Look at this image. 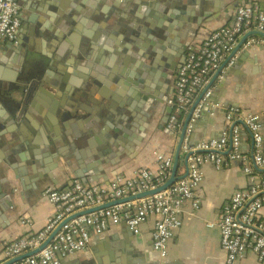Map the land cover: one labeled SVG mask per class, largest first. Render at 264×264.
<instances>
[{
  "label": "crops",
  "instance_id": "obj_1",
  "mask_svg": "<svg viewBox=\"0 0 264 264\" xmlns=\"http://www.w3.org/2000/svg\"><path fill=\"white\" fill-rule=\"evenodd\" d=\"M187 1L193 8L195 4L200 7V2L205 4L199 11L202 20L199 34L192 28L194 33L189 31L195 44L192 48H199L212 32L233 22L236 7L244 0ZM246 1L264 9V0ZM138 2L140 0H19V33L23 31L25 39L18 36L21 42L16 43L17 40L9 45L10 40L0 38V56L6 61L0 63L1 80L8 83L19 75L15 62L20 58L22 46V50H28L38 59L33 66V79L40 70L46 71L47 85L56 97L38 90L36 100H32L21 122L11 116L14 111L8 106L0 105L2 264L10 260L3 257L5 240L37 234L55 216L57 209L48 196L51 189L71 187L76 181L85 186L109 187L118 177L130 178L141 169L157 174L162 162L171 159L166 183L173 174L176 158L178 178L186 177L188 152L183 147L178 152V148L185 120L198 102H201L197 107L201 114L192 132L186 134L184 144L194 146L224 134L231 136L236 125L240 127L241 141L238 149L229 143L223 151V166L217 167L214 162L205 164V177L195 192L200 206L197 210L191 204L185 206L182 226L170 239L168 256L163 258L154 248L157 217H153L142 223L139 233L128 230L123 222L113 221L103 232L92 230L88 245L62 257V264H92L97 257L108 253L112 243L128 244L140 257L149 255L162 264L226 263L227 254L221 246L219 230L210 223L216 221L237 190L251 186L244 170L246 164L251 165L258 177L264 175V164H258L255 158L254 133L245 121L249 114L259 115L264 138V46L245 45L251 36L264 37V32L250 31L236 39L233 48L220 60V66L182 114V126L179 129L168 126L169 130L166 121L173 108L167 98L176 93L177 74L184 54L169 60L174 78H164V84L159 86L151 81L155 79L158 59L150 60V50L141 47L139 41L157 39L150 31L157 29V24L170 28L174 17L167 11L175 16L180 10L177 0H161L154 5V0ZM209 5H214V9H204ZM140 9L151 15L145 25L132 17V12ZM114 12L119 18L109 25L108 18ZM148 37L150 39H146ZM163 37L167 38L164 34ZM221 66L223 71H218ZM118 73L124 75L120 77ZM208 87V95L201 100ZM149 89L152 96L147 101L144 94ZM39 93L43 95L41 98L37 96ZM160 94L167 97L166 100L161 99ZM154 98L162 103L152 105L157 102ZM54 106L61 112L59 121L50 109ZM231 107L241 113L234 120L227 118ZM148 112L156 114L154 124L143 121L142 113ZM48 114L56 122L51 121ZM41 118L46 127L41 126ZM261 149L264 156V140ZM234 152L238 156L232 159ZM119 199L106 198L96 206L108 204L110 207ZM137 200L128 201L127 209L133 211ZM261 217L264 218V206ZM23 218L30 221L23 223ZM103 259L108 261L105 256ZM236 264L264 263L255 251L248 249Z\"/></svg>",
  "mask_w": 264,
  "mask_h": 264
},
{
  "label": "built area",
  "instance_id": "obj_2",
  "mask_svg": "<svg viewBox=\"0 0 264 264\" xmlns=\"http://www.w3.org/2000/svg\"><path fill=\"white\" fill-rule=\"evenodd\" d=\"M20 26L19 0H0V38L17 41ZM255 30L264 32V9L255 2L244 0L238 3L231 24L215 30L206 37L202 46L187 53L178 70L176 93L168 98V104L173 108L168 122L170 128L179 129L182 126L181 114L193 103L196 92L206 85L210 75L220 66V60L233 48L236 39ZM255 44L264 46V37L251 36L245 43L246 47ZM200 114L201 109L197 108L189 125L190 133ZM240 114L239 109L231 107L227 118L234 120ZM245 121L254 133L256 161L263 165L261 147L264 138L259 115L249 114ZM240 141V127L236 125L231 136L224 134L220 138L202 140L194 146L186 142L183 145L188 152L189 162L186 177L180 178L166 190L138 199L133 211L127 209L128 203H118L75 217L62 226L45 248L12 264H62V257L72 255L88 245L92 230L103 232L110 221H113L117 224L126 222L135 233H139L142 223L153 217H157L153 233L154 248L161 256L167 255L170 239L175 230L182 226L185 206L191 204L196 210L200 206L195 192L205 177V164L214 162L217 167L223 166V151L229 143L238 149ZM231 156L235 159L237 152ZM159 158L163 159V156L159 155ZM170 166L171 159H165L157 174H153L150 169H141L130 178L118 177L109 187L85 186L76 181L71 187L51 189L48 196L57 209L55 216L37 234L17 240H5L2 244L3 257L11 260L39 248L68 216L104 203L106 198L119 199L162 185L168 177L167 169ZM244 170L252 182L251 186L237 190L216 221L210 223L219 230L221 246L227 254L225 264H236L248 249L255 251L259 260L264 263V218L261 217L264 206V175L258 177L249 164L244 166ZM29 221V218L22 219L23 223ZM2 261L0 257V264Z\"/></svg>",
  "mask_w": 264,
  "mask_h": 264
},
{
  "label": "water",
  "instance_id": "obj_3",
  "mask_svg": "<svg viewBox=\"0 0 264 264\" xmlns=\"http://www.w3.org/2000/svg\"><path fill=\"white\" fill-rule=\"evenodd\" d=\"M136 1V0H134ZM144 0H140L141 3ZM161 0H154V3H152V5L157 4V2H159ZM150 2V1H148ZM153 2V1H152ZM177 6H179V10L180 12H177L175 14V16L167 11V14H169L170 16H173V24L171 26H169L170 28L166 27V26H159L157 24V29H159L160 31H158L157 29H152L150 31L151 34H155V36L157 37V39L151 38L150 41H139V45L141 47H145L146 50H150V60H155L158 59L157 63L159 64V66L156 69L155 72V79H150L151 81H154V83H157L159 86L163 85L164 83V78H166L167 80H173L174 76L172 74V67L169 66V60L173 57H181L184 54V60L186 58L187 53L193 49L192 47L195 46V44H193V41L190 39L191 37V33H194V30H196V33H198V31L201 29L200 27L202 26V20L199 14L200 9L205 6V4L203 2H200V7H197L195 4L194 8L190 7V2H188L187 0H177ZM186 5V7H185ZM115 6L118 7L119 4L118 2H115ZM171 6V5H170ZM204 9H206L207 11H210L212 9H214V5H209L206 6ZM147 10H142L140 9L139 11H134L132 12V17L136 20V21H141L144 25L146 24L145 22H148L147 17L151 16L150 13L146 12ZM153 13V12H152ZM122 15V14H121ZM155 15V14H154ZM159 16H162L161 13L158 14ZM124 16V14H123ZM118 17V15L114 12V14H110L109 18H108V24L110 25L114 20H116ZM157 21H159V19H157ZM192 28V29H191ZM190 31V32H189ZM22 32L19 33V38L25 39V37L22 35ZM163 34L167 36V38L163 37ZM146 39H150L149 37ZM16 41H9V45H11L12 43L14 44ZM21 42L20 40H18L16 43ZM97 46H99V43L96 41ZM7 46V48H9L10 46ZM137 46L138 48H141L140 46ZM191 48V49H190ZM98 50H100L99 48H97ZM145 50V51H146ZM20 53V58L19 60H17L15 62L16 65V70L19 72V75L16 78H12L8 80V83H5L3 80H1L0 77V105H6L8 106L12 111L13 114H11V116L18 122H21V120L24 118V116H26V111L28 109H30L29 106L32 105V100L36 98L34 97L36 92L39 90L41 93H46L48 95H50V97H56V95H52L53 91L48 87L47 83H48V78H47V72L40 70V74L37 76V78L33 79V66L38 62L37 58L34 56V54H32L31 52H29L28 50L24 49L22 50V46L20 47L19 50ZM142 58H146L143 55H141ZM154 58V59H153ZM13 61V59H12ZM6 62L5 59H3L0 56V63H4ZM184 63V61H183ZM182 63V64H183ZM163 66V67H160ZM182 66V65H181ZM221 66L218 71L222 70ZM223 71V70H222ZM116 73V72H115ZM124 74L122 73H118L117 76H123ZM154 85H151V88H153ZM155 88V87H154ZM210 87L206 88L203 92L202 98L201 100L206 96L207 92L209 91ZM39 93L37 94L38 97H42L43 95ZM152 90L149 89L148 91H146V94H144V98L149 101V98L152 96ZM161 97V99H165L167 97H165L164 95L160 94L159 95ZM155 99V98H154ZM157 102H153L152 105H156L162 103L161 100L155 99ZM150 103V102H149ZM201 102H198L191 110V112L189 113V115L187 116L183 129H182V133H181V138H180V143H179V148H178V152L182 149L183 144L185 142V137L186 134L189 131V125L191 122V119L198 107V105ZM150 106V104L147 105V109ZM51 111L53 112V114L56 116L57 121H59V116L61 115V112L59 111L58 108H56V106L50 108ZM172 113V112H171ZM68 113L65 112L64 116H67ZM48 116L50 117V120L53 122H56L55 118L51 115L48 114ZM85 118L89 117L86 115H83ZM143 117V121L147 122L148 124H154L153 121L156 119V114H153L152 112H148V113H142ZM41 122V126H45V124L42 121V118L40 120ZM168 122L169 119L166 121V127L167 129L170 130V128L168 127ZM22 129H24L23 126H21ZM46 127V126H45ZM160 128H162V125L160 126ZM159 128V129H160ZM177 169H178V158H176L175 160V165H174V169H173V174L171 175V177L168 179V181L166 183H164L163 185H160L156 188L147 190V191H143V192H139L135 195H129L126 197H123L117 201H115V204L118 203H127L128 201H131L133 199H140L142 197L145 196H149V195H153L157 192L166 190L167 188H169L175 181H177L179 178L177 176ZM114 203H111L114 204ZM108 207V204H104V205H100V206H94L92 208L77 212L75 214H73L72 216L68 217L67 219H65L62 223H60V225H58V227L51 233V235L48 237V239H46V241L37 249L32 250L30 252H27L25 254L19 255L13 259H11L10 261L4 263V264H12L14 262L20 261L22 259H25L26 257L33 255L37 252H39L40 250H42L43 248H45L55 237V235L61 230L62 226L65 225L68 221H70L71 219L80 216L82 214H86V213H91L94 211H97L99 209ZM123 226H126L128 228V230L133 231L135 233V231L133 230V228L128 225L126 222L122 223ZM128 225V226H127ZM129 242V241H128ZM103 256L107 257V260L103 259ZM168 256L165 255L162 257L166 258ZM162 264V261H158L156 259H151V257L149 255H146L145 257H140L137 253H134V249H132L128 244H110V246L108 247V253H105V255H102V257H97L94 261H92V264ZM163 264H171L168 262H164Z\"/></svg>",
  "mask_w": 264,
  "mask_h": 264
},
{
  "label": "trees",
  "instance_id": "obj_4",
  "mask_svg": "<svg viewBox=\"0 0 264 264\" xmlns=\"http://www.w3.org/2000/svg\"><path fill=\"white\" fill-rule=\"evenodd\" d=\"M180 118L182 119V114H181Z\"/></svg>",
  "mask_w": 264,
  "mask_h": 264
},
{
  "label": "flooded vegetation",
  "instance_id": "obj_5",
  "mask_svg": "<svg viewBox=\"0 0 264 264\" xmlns=\"http://www.w3.org/2000/svg\"><path fill=\"white\" fill-rule=\"evenodd\" d=\"M169 98V97H168ZM168 98H167V102H168Z\"/></svg>",
  "mask_w": 264,
  "mask_h": 264
}]
</instances>
